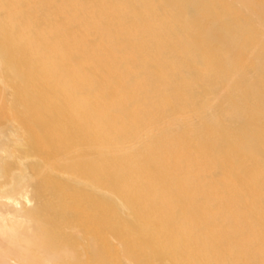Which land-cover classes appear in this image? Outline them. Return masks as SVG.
Wrapping results in <instances>:
<instances>
[{
    "label": "bare ground",
    "instance_id": "1",
    "mask_svg": "<svg viewBox=\"0 0 264 264\" xmlns=\"http://www.w3.org/2000/svg\"><path fill=\"white\" fill-rule=\"evenodd\" d=\"M0 264H264V0H0Z\"/></svg>",
    "mask_w": 264,
    "mask_h": 264
}]
</instances>
